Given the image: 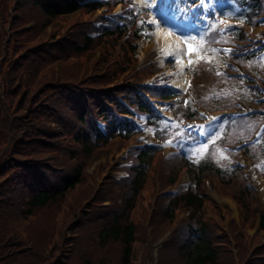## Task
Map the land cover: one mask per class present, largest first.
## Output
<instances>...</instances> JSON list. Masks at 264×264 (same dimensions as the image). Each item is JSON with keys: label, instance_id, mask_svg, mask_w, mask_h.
Masks as SVG:
<instances>
[{"label": "trees", "instance_id": "1", "mask_svg": "<svg viewBox=\"0 0 264 264\" xmlns=\"http://www.w3.org/2000/svg\"><path fill=\"white\" fill-rule=\"evenodd\" d=\"M192 1L152 7L133 0H0V264H141L142 258L154 260L153 242L169 230L171 236L158 247V264L166 262L167 254L175 259L171 264H264V212L253 191L248 197L255 184L244 177V185L233 192L238 219L228 206L224 211L218 207L202 186L206 173L214 170L229 180L239 166L230 173L209 151L202 150L194 161L180 148L163 161L183 163L188 184L162 186L176 181L174 164L154 179V196L144 197L146 176L161 146L139 143L136 118L145 115L157 137L170 129L168 123H175V129L181 125L161 115L150 99L176 96L179 90L144 82L158 66L138 65L135 39L151 11L189 8ZM117 2L122 8L115 11ZM236 3L239 8L229 17L237 21L231 27L244 41L243 23L256 22L264 5L262 0ZM231 6L219 4L217 9L222 14ZM220 36L213 27L206 40ZM259 43L250 44L251 49ZM233 56L243 64L255 60L253 51ZM201 64L200 74H193L197 87V81L204 86L221 74L207 60ZM224 99L215 98L218 103ZM172 108L179 117L200 116L189 102ZM263 117L264 110L228 119L250 129ZM182 129L179 144L198 135ZM132 138L137 142L129 144L125 175H113L106 159L88 170L93 156L106 152L113 140L125 144ZM261 140L264 128L255 145ZM183 206L190 210L180 217ZM256 222V230L249 232Z\"/></svg>", "mask_w": 264, "mask_h": 264}, {"label": "rangeland", "instance_id": "2", "mask_svg": "<svg viewBox=\"0 0 264 264\" xmlns=\"http://www.w3.org/2000/svg\"><path fill=\"white\" fill-rule=\"evenodd\" d=\"M133 1H138V4L145 5L149 0ZM150 1L158 5L160 2L162 4L167 0ZM262 2L264 4V0H262ZM219 4L222 6L230 4L232 6L229 11H223L225 13L220 14L217 9ZM129 5L130 4H127L126 6ZM211 6H213V8ZM121 8L122 4L118 3L114 6L113 10L118 11ZM238 8L239 4L236 3V0H216L215 3L211 0H200L197 3L194 2L191 7L189 6V9L184 6H172L169 8L165 6L156 11H151L148 14L149 21L138 32V37L135 39L138 45L134 52L138 65L145 62H155L159 69L157 75L145 78L144 82L148 84L160 83L162 85L166 84L179 87L174 85L172 80L178 73L174 65L177 62V57L165 48V44L158 37V26H161L170 34L179 38L177 40L182 42L184 54L182 57L188 61V67L185 68L188 74L185 85L179 87V94L176 96H156L155 100L154 98L152 99L156 102L159 113L170 121L175 122V120H179L182 128L195 131L199 129L201 131V134L197 132L198 135L192 134L189 137L186 136L179 144L177 134L179 131L183 132V129L181 127L180 129H175V123L167 122L170 124V129L162 132L158 130L162 137H157L155 136L154 128L146 124L145 115L139 118L141 130L136 133L137 138L140 140L139 143L154 142L161 146V151L154 155L150 167L151 169L146 176V183L144 186V197L146 199L154 196L152 191L154 179L159 178L162 174H166L174 164V169L177 173L176 181L174 183H171L170 180L164 183L162 182V186L175 189L180 185L186 186L189 182L188 172L183 163H179L177 160L173 162H169L168 160H166V162L163 161V158L167 154L172 151H178L181 148V151H186L195 161L199 158V154L202 150H204L209 151L212 159L215 160L217 165L222 166L230 173H233L230 170L231 167H235L237 163L241 165V170L236 171L235 175L229 178V180L225 176L224 179L220 178L214 170L203 175L201 177L203 182L202 186L208 197L217 203L218 207H221L223 211L226 206H228L232 211L233 218L238 219L239 207L234 193L237 192L241 185H244L243 181L245 177L249 183H253L256 186L255 190L253 188L250 190L248 189V197H252L251 192L253 191L254 197H256L261 210L264 212V142L261 140L258 145H255L256 142L249 143L248 141L247 152L244 150V147L241 148L244 153H242L240 149L236 150L237 148L229 147L230 145L233 146L252 139L258 131V125L264 122L263 117L259 119L255 125H252V128L247 129L244 125H236L234 122L235 120L228 119L237 117L238 113H245L252 108L257 109V112L264 110V106L259 104L255 98L257 95H260V86L255 87V85H253L254 83L259 84V82L264 83V7L256 13V15H259V18L255 16L256 22L252 20L251 22L243 23L247 27V40H240L242 43L238 42V38L233 34V29L235 30V28L231 27L232 23H235L237 20L229 17V15ZM211 9L215 11L213 14L210 11ZM99 12L100 9L96 11V14ZM82 14L87 16L89 13ZM33 22L34 20H30L29 24H33ZM213 27H217L221 31L222 36H220L221 39L219 40H211L208 42L206 41V34ZM231 28L232 31H230ZM225 35H229L227 37L229 41L225 39ZM231 40H233L231 43L234 44L231 52L218 48L215 45V42L223 43L230 42ZM173 42L174 41L171 42V46H173ZM258 42L261 43H259L256 48L251 49L252 46L250 44H256ZM188 43L198 47L199 51H194L190 56L187 55ZM179 50L178 54L181 55L182 53ZM250 51L254 52L253 58H255V60L249 61L248 64H243L238 59L241 68H235L234 65H232L231 60H233L232 58L234 57L232 52H237L238 55H241ZM97 52H99V49H97ZM218 55L220 57L225 56V58L223 57V59H221V63L217 60ZM189 60L192 62L189 63ZM203 60H207L209 67L221 74L213 79L212 82L207 81L204 86L200 85L199 81H197V87L193 80V74H200L197 71L201 68V61ZM220 65H226L227 68L223 70ZM228 68L233 71H229ZM243 69H247L253 74V83L247 80V76L249 75H245ZM202 74L204 77H207L206 70H203ZM262 90L264 92L263 87ZM221 95H223L225 99L222 103H218L215 98ZM200 99H202V102H200ZM187 102L190 104H196L197 102L199 104L198 109L203 113L200 114L197 112L200 116L197 115L191 119H189V116L179 117L172 106L178 104L184 107ZM224 108L230 110H223ZM230 122L233 125L231 128L227 129L228 123ZM136 142L135 138L129 139L125 144H119L113 140L109 144L106 152L102 150L97 155L93 156L92 163L88 166V170H91L96 162L106 159L111 162V173L113 175L117 177L125 175L127 169L124 166L131 161L128 147H130L129 144H135ZM108 202L109 201H105V203ZM206 205V214L211 215L208 209L210 206L209 201H206ZM140 208L139 206L136 209V217H138ZM189 210L190 207L188 206L181 207L179 216L186 215ZM257 223L258 222H256L254 226H248L247 229L249 232L253 233L256 230ZM170 236L171 231L169 230L153 242V253L155 255L153 261H151L150 258L141 259V252H138L136 257L138 256V259H141V264H158V247L163 240ZM173 259L172 254H167L164 264L173 263Z\"/></svg>", "mask_w": 264, "mask_h": 264}, {"label": "bare ground", "instance_id": "3", "mask_svg": "<svg viewBox=\"0 0 264 264\" xmlns=\"http://www.w3.org/2000/svg\"><path fill=\"white\" fill-rule=\"evenodd\" d=\"M157 34H158V37L160 38V40L165 44V48H167V50H169L170 53L175 54V56L177 57V59H176L177 62L174 65H175V68L177 69L178 73L172 79L173 80V84L176 85V86H179V87L182 86V85H185L186 79L188 77V74L185 71V68L188 67V61L185 58L182 57V55L184 56V54H183V45L181 44L182 42H180V40H177L179 38L173 36L172 34H170L168 31H166L161 26H158ZM172 41H174L172 43L173 46H171V42ZM177 49L178 50L180 49L179 51L182 53L181 55L178 54V50ZM217 60H218V62H221V57L219 55L217 57Z\"/></svg>", "mask_w": 264, "mask_h": 264}, {"label": "snow or ice", "instance_id": "4", "mask_svg": "<svg viewBox=\"0 0 264 264\" xmlns=\"http://www.w3.org/2000/svg\"><path fill=\"white\" fill-rule=\"evenodd\" d=\"M187 43V42H186ZM194 51H199V48L192 45L191 43L187 44V55H191ZM229 52H231V49L228 50ZM192 61L189 60V63H191Z\"/></svg>", "mask_w": 264, "mask_h": 264}]
</instances>
